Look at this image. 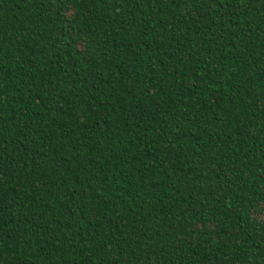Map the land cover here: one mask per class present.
Wrapping results in <instances>:
<instances>
[{"label":"trees","instance_id":"trees-1","mask_svg":"<svg viewBox=\"0 0 264 264\" xmlns=\"http://www.w3.org/2000/svg\"><path fill=\"white\" fill-rule=\"evenodd\" d=\"M0 264H264V0H0Z\"/></svg>","mask_w":264,"mask_h":264}]
</instances>
